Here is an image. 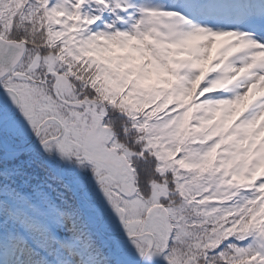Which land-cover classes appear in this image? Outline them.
I'll use <instances>...</instances> for the list:
<instances>
[{
    "label": "snow or ice",
    "instance_id": "snow-or-ice-1",
    "mask_svg": "<svg viewBox=\"0 0 264 264\" xmlns=\"http://www.w3.org/2000/svg\"><path fill=\"white\" fill-rule=\"evenodd\" d=\"M0 264H264V0H0Z\"/></svg>",
    "mask_w": 264,
    "mask_h": 264
}]
</instances>
